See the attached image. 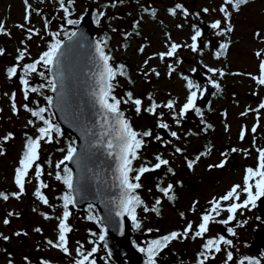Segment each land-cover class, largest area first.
Wrapping results in <instances>:
<instances>
[{
	"label": "rangeland",
	"instance_id": "374dc122",
	"mask_svg": "<svg viewBox=\"0 0 264 264\" xmlns=\"http://www.w3.org/2000/svg\"><path fill=\"white\" fill-rule=\"evenodd\" d=\"M113 2H116V7H111ZM29 3H32L34 7H32L30 22H26L24 0H0V23H3L6 29L5 33H0V49L4 50L3 54H0V152H2L0 154V192L5 193L18 191L14 176L24 150L25 134L33 137L37 135L35 128L28 124V121L34 118L24 109L23 105L28 104L29 107L36 108L37 105L33 101L38 100L40 105L46 103L43 96L36 93H30L29 99L25 100L22 85L18 81V77L23 74L22 71L18 69L17 76L9 78L7 69L17 64L16 57L19 51L25 48H27V55L23 61L19 62L21 65L37 59L43 51L47 50L52 39L50 33L61 31V25L65 23L64 12L60 9L57 0H29ZM176 4L183 5L189 15L184 16L182 10H177V15L172 16L169 12L170 6L173 8ZM223 4L224 0H75L72 6L71 17L76 19L91 5L95 11L104 13L100 17L98 32L104 31L108 25L107 21L110 20V24L113 25L109 28L110 33L113 34L111 39L114 48L113 55L128 58L132 75L137 76L131 92L134 97L143 100L142 111L137 114L133 105L123 103L121 110L131 121L134 129L139 132L151 130L153 137L145 138V146L140 152L141 159L136 163L140 164L148 159L155 160L156 155H161L169 160V166L174 170L173 173H169L167 172L168 166H164L150 172L158 180L163 173H169V181L162 185L163 187L168 184L175 185L178 199L174 203L165 200L163 193L158 191L159 181L157 179L149 182L146 175L141 177L140 183L143 187L138 191L139 195L149 208H152L155 201L160 199L163 211L161 208L162 213L157 215L155 212H145L143 206L137 209L141 228L137 233H135L137 229L132 228V231L140 242H144L150 236L160 234L163 230L183 231L189 222L193 223L195 230L201 215L211 207L209 201L214 197L223 196L235 184L243 185L246 169L257 166V148H264V109H260L258 113L253 111L258 109L261 102H264V86L259 85L253 79L259 76V65L264 61V0H249L238 11L229 6V11L232 13L230 18L232 31L225 35H217L219 30L211 28L212 23L221 20L222 27L228 25L219 11ZM144 7L155 9V18L146 13L141 14L140 10ZM205 8L209 9L207 13L203 11ZM45 15H49L50 22L46 23ZM139 19L143 24V36L130 39L129 46L121 45L120 41L124 37L121 33L130 30L135 21ZM203 22L206 23V28L202 31L203 35L200 38L201 52H193L188 47L182 46L175 57H166L162 61L156 55L167 51L171 42L181 45L190 44V37L195 31L193 26L201 29ZM20 24H23L24 28L17 27ZM177 25H183V27H177ZM28 28H32L34 32L39 30V34H33L31 39H27ZM222 43H227L228 48L226 57L219 59L213 56V51L220 50L219 46ZM139 46L144 49L143 52L139 50ZM258 52L260 56H257ZM183 56L190 57V61L183 60ZM146 60L147 65H145ZM168 65L176 69L171 77L168 76ZM205 65L222 70L224 75L207 72ZM193 68L197 71L192 72ZM152 69L158 71L160 76L157 77ZM183 71L186 76L200 84L201 88L206 86L211 77L220 85L219 89L212 85V93L221 91L224 97L213 96L212 98L211 96V105L208 108L201 106L206 109L202 111L203 116H192V123L182 118L180 124L177 125L172 111L163 107L157 108L155 114L150 113L153 123L148 122L143 113L152 102L149 94L160 105L165 104L169 99L175 100L176 111H179L188 94L185 81L182 79L181 72ZM46 76H50V73L46 72ZM29 80L37 85L45 83L36 74H32ZM113 83L116 85L114 95L118 98H126L125 80L118 76ZM13 93H15L18 112L12 109L11 96ZM43 94L44 96L50 95V90L43 89ZM198 95L201 96L200 93ZM244 112H247V115H241ZM161 113H163L162 116ZM258 116L259 119H257ZM148 117L150 118L149 114ZM52 118L56 122L54 117ZM209 121L213 123L208 133L213 146L206 148L204 144L207 137L198 132L204 130L206 122ZM160 122L169 124V128L161 129V133L158 127ZM254 126L257 129L255 133L251 131ZM189 130H192L191 134ZM242 130L245 131L243 140L240 138ZM172 131L178 133L179 140L170 135ZM9 132L13 133V139L3 141L2 137ZM63 132L64 135L58 138V143L45 144L42 142L41 144L38 163L42 164L45 169L41 179L49 185L48 188L43 189L44 194L50 197L49 204L42 203L39 207L35 205L37 198L34 192L38 181L34 177V168L29 173L25 191L19 199L10 196L7 201H4L0 198V230L11 232L20 229L27 232L31 246L35 247L37 241H42L43 252L47 255H51L52 252L58 253L55 255L58 257L59 264L68 263L69 254L52 247L47 241H54L58 238L59 221L55 217L62 215L63 212L62 200L58 197L66 189L60 181L55 179L57 171L55 164L62 159L64 153L57 149L66 148L69 142H73L72 134L65 130ZM156 135H160L162 140H155ZM164 141H171V143L165 144ZM176 147L181 148L182 152L176 153ZM233 148L236 149L233 153L236 162L232 164L228 161L227 155L233 152ZM202 149L210 150V156L207 159L200 158L194 167L189 169L187 167L188 156ZM49 159L52 161L51 166L47 163ZM208 162L211 163L210 165H219L223 162L224 166L210 168ZM179 180L182 183L185 181V184L179 186ZM245 198L246 195L242 194L241 201ZM262 201L264 203V199ZM194 202L198 203H195L196 210L192 211ZM73 207L70 206L72 215L68 221L73 229L68 233L70 255H76L74 249L78 245L77 241L86 248L89 246L85 238L96 229L95 225H98L95 221L86 219L90 214L88 204L81 208L82 211L78 207ZM181 212L184 213L183 217L180 215ZM9 213L12 215H8ZM44 214L55 215V217L47 220ZM91 214L98 216L95 205ZM227 215V212H222L216 219H226ZM5 219L9 221L8 224H4ZM244 221L247 222L243 223ZM239 224L243 226H238ZM220 225L223 224L210 223L209 231L203 238L193 240L191 239L192 233H190L188 239L181 238L172 241L168 248L157 257V261L170 259L171 264H196L195 260L202 250L203 243L209 237L221 235ZM229 227L236 228V236L228 232L225 235V238L233 240V245L231 247L222 245V251L215 254L214 259L206 261V264H225L228 249L234 252V259L228 264H236L244 256L253 257L254 251L251 249L253 231L256 228L263 229L257 206L238 210L236 220L230 222ZM36 228L42 231L36 232ZM148 229L152 231L148 232ZM170 250L174 252L173 255H170ZM257 260L260 264H264V260L260 257Z\"/></svg>",
	"mask_w": 264,
	"mask_h": 264
},
{
	"label": "snow or ice",
	"instance_id": "6c2138e0",
	"mask_svg": "<svg viewBox=\"0 0 264 264\" xmlns=\"http://www.w3.org/2000/svg\"><path fill=\"white\" fill-rule=\"evenodd\" d=\"M249 0H224L223 6L220 7L219 11L223 14L225 20L228 22L226 27L221 26V20H216L211 24V28L218 29L217 35H225L228 32L232 31L230 24V18L232 13L229 11V6L234 7L237 11L242 5H245ZM25 3V21L30 22L32 6L29 4V0H24ZM60 9L63 10L65 15V25H61V31H56L50 33L52 37L48 48L46 51H43L37 59L31 63H25L21 65L19 62L25 59L27 55V48L20 50L18 56L16 57L17 64L9 67L7 69V75L9 78L17 76L18 69L22 71V75L19 77L20 83L22 85V91L24 99L28 100L30 93H36L43 96L46 103L40 105L39 101H33L37 105L36 108L29 107L28 104H24V109L31 114L34 119H30L28 124L35 128L37 135L35 137L31 135H26V141L24 145V150L22 156L19 160V166L15 169L14 182L18 187V191L5 193L0 192V198L4 201H7L10 196L19 199L20 196L25 191V183L29 179V173L34 168V177L38 181L36 190L34 192L35 197L41 201L43 204L48 205L49 199L44 194L43 189L49 187L47 183L44 182L41 177L44 175V166L38 161L40 160L41 153V144H52L53 142L58 143L59 137L64 135L63 130L60 127V124L54 122L53 113L50 112V109L54 106H57V103L63 104L65 96L63 93L64 88V59L66 47L65 40L61 38V35L67 38L68 42L78 44L82 38V33L80 32L79 25L84 17L78 19L69 18L72 16L71 8L75 3V0H58ZM107 7V5L105 6ZM111 7H116V2L111 4ZM177 10H182L184 16H188V10L183 7L181 4H176L175 7L169 9V12L172 16L177 15ZM39 11V10H37ZM143 11L149 12L148 8H144ZM205 13L209 9H203ZM104 15L103 12H98L95 18V23L98 25L100 23V17ZM150 15L155 18L156 10L151 9ZM197 15H199L197 13ZM47 23V21H46ZM136 25L139 24V21L135 22ZM67 26H73L71 29H68ZM19 28H24L23 24L17 25ZM177 27H183V25H177ZM194 34L191 35V43L187 45H181L175 42H171L167 51L160 52L156 55L163 61L166 57H175L177 55L178 49L182 46H186L191 49L193 52H201L200 47V38L203 35V32L198 27H195ZM6 29L3 23H0V33H5ZM27 32L29 33L27 39H31L33 34H39V30H34L28 28ZM130 35V34H126ZM107 47L106 40H97L94 44V51L96 54V90L94 92L95 102L99 105V115L101 119L100 132H93L91 128L85 129V142L89 148L94 147H104L107 155L114 157L116 162V172L118 175L116 179L119 181L118 187L121 190V196L118 200V211L115 213L116 216L121 219L124 216H128L136 229L141 228V221L137 216V209L143 206L145 212H155L157 215L160 214V209L158 205L161 203L160 199L155 201V205L152 208H149L141 196L138 194L137 190L141 189L143 185L140 183L141 177L146 173H150L156 170L161 169L164 166L167 167V172L173 173V169L169 166L170 162L167 159H164L161 155L155 156V163L151 161H146L142 163L139 167H134V162L141 159V149L145 146V138L153 137L151 130H146L139 132L133 128L131 121L125 116L124 112L121 110V104H131L134 106L135 111L139 114L142 111L143 100L133 96L132 92H127L125 94L126 98H118L114 95L115 84L113 83L118 76H126L125 66L120 64L118 66H113L111 63L112 56L105 51ZM220 50L215 52V57L219 58L224 54V50L228 48L227 43L220 44ZM141 52L144 51L143 48L139 49ZM4 50L0 49V54H3ZM261 54L258 52L257 56ZM148 61H145L147 65ZM207 72L209 73H219L223 76L224 72L216 68L207 67ZM168 76L171 77L173 72L176 71L175 67L168 65ZM197 69L193 68L192 72H196ZM46 72L51 73L50 76H46ZM152 72L159 77L160 73L155 69H152ZM259 76L253 77L259 85L264 86V61L259 65ZM32 74H36L45 83L32 86L30 84L29 77ZM147 75V73H145ZM182 79L186 82L185 87L188 90L185 102L179 108V111H176V101L169 99L165 104L160 105L155 102L152 98V95L149 94V99L152 101L150 107L146 109L149 113H156L157 108L163 107L172 111L173 119L177 125L180 124L181 119L185 117L190 111H195L197 115L203 116V113L199 107H197V100L200 98V95H203L201 85L194 82L188 76H182ZM209 83H211L215 88L219 89L220 85L211 77H209ZM58 86L61 89L58 92ZM47 88L52 93L58 94V101L54 100V97L51 95L44 96L43 89ZM12 100V109L14 112H18L15 103V93L11 96ZM260 109H264V102H261L258 106V109L253 111L259 112ZM161 116L163 113L160 114ZM226 115V113H225ZM241 115H247V112L241 113ZM259 119V116L257 117ZM39 122V126H37ZM202 123L204 121L202 120ZM158 127L161 129H168L169 124L165 122H160ZM212 125L207 124L204 131H207L208 128H211ZM256 126H254L251 131L256 132ZM191 134V133H190ZM170 135L177 140L180 139L177 132L172 131ZM89 137H94V139H89ZM107 138V139H105ZM241 140L245 138V131L242 130ZM13 139V133L9 132L2 137L3 141H9ZM155 140L161 141L162 137L160 135L155 136ZM165 144L171 143V141H164ZM58 151L64 153L62 159H60L55 164L57 169L55 174V179L60 181L65 186V191L62 193L60 200H62L63 212L62 215L55 217L57 219V231L58 238L54 242L48 240L47 243L54 248L60 249L63 253L70 255V250L68 247V233L72 232V227L68 223L70 216L72 215L70 211V206L77 204V199L75 193L77 189V178L73 173L72 168L68 167L66 162H76L79 164L81 159V154L78 153L77 148L75 147L74 142H69L66 148H59ZM236 151V149H233ZM176 153L182 152V149L179 147L175 148ZM258 152V163L255 168L248 167L243 178V185L235 184L229 191L226 192L223 196L219 198H213L209 201L211 207L207 209L201 216L200 222L197 225L196 229H193V223L189 222L183 231H171L166 235H162L158 238L151 239L146 243V246L140 247L139 251L145 253L147 256L146 264H158L157 257L161 252L168 248L169 244L172 241L179 240L181 238L188 239L189 234L192 233L191 239L195 240L197 238H203L206 233L209 231L210 223H219L223 225H228L230 222L236 220L238 210L248 208L251 206L255 208L257 202L264 197V148H257ZM2 154V152H0ZM207 155V152L201 153L200 156ZM200 156H197L194 160H187V167L192 169L194 164L200 159ZM48 165H52L51 159L47 161ZM63 165V167H61ZM223 162L219 165H210L209 167H223ZM51 175V173H49ZM158 191L163 193L169 200L175 201L176 196L174 194V186L168 184L166 187H160L157 185ZM245 194L246 198L241 201V195ZM230 202V203H223ZM194 202L192 211H195ZM94 205L92 203L88 204L89 215L86 217L89 221H95V223L101 225L102 231L99 235L97 233H90L91 236L96 237L89 241L92 244L90 250L85 251L84 245L78 243L77 248V257L74 260V264H97L95 254L99 252L101 244L100 242L106 241L107 227L104 226L103 219L99 218L93 212ZM222 212H227L226 219L217 220L216 218L221 215ZM8 215H12L9 213ZM181 217L184 216V213H180ZM44 218L47 220L53 219L54 217L44 214ZM244 221L243 223H246ZM7 219L4 220V224H8ZM238 226H243L239 224ZM36 232H41L40 228L35 229ZM152 229H148V232H151ZM158 231V230H157ZM227 231L232 235L236 236V228L229 227ZM122 232V226H121ZM20 235V233H16ZM4 239H8L4 237ZM222 245L231 247L233 245L232 239H227L223 235L217 237L208 238L202 245V250L197 254V264H206V261L209 259H214L215 254L222 251ZM104 247L107 248V243H104ZM108 256H111V252L108 253ZM234 256L232 251L226 252L225 264L233 261ZM44 264H49L48 261H45ZM238 264H260V261L251 257H241L238 261Z\"/></svg>",
	"mask_w": 264,
	"mask_h": 264
},
{
	"label": "water",
	"instance_id": "95a60500",
	"mask_svg": "<svg viewBox=\"0 0 264 264\" xmlns=\"http://www.w3.org/2000/svg\"><path fill=\"white\" fill-rule=\"evenodd\" d=\"M93 9V6L88 7L78 17H84L78 26L82 33L80 43H71L66 37L62 38L66 44L65 81L62 90L65 100L63 104L58 102L57 106L52 107L51 112L57 123L73 135L75 147L81 154L79 164L68 162L77 178L76 205L95 204L99 218L103 219L104 226L108 229L105 241L107 251L111 252L117 264H146L147 259L144 254L131 243V219L127 215L122 219L115 215L119 210L118 200L121 196L119 181L116 179L118 173L115 159L107 155L104 147L89 148L85 142V129L91 128L96 133L102 130L99 105L95 102L94 96L97 71L94 44L98 40L96 33L99 24L97 25L93 19ZM205 25V22L201 24L202 31H205ZM211 86L212 84L209 83L206 91L203 92L202 103L209 96ZM60 91L58 86V92ZM50 95L58 101L57 93L50 92ZM148 114L147 112L143 114L147 120L150 119ZM235 160L234 154H230L229 161L233 164ZM257 208L264 219L262 198L258 201ZM263 238L264 234L256 228L255 239ZM262 244L264 246V242Z\"/></svg>",
	"mask_w": 264,
	"mask_h": 264
},
{
	"label": "flooded vegetation",
	"instance_id": "af4514ba",
	"mask_svg": "<svg viewBox=\"0 0 264 264\" xmlns=\"http://www.w3.org/2000/svg\"><path fill=\"white\" fill-rule=\"evenodd\" d=\"M144 8H148V7H144ZM144 8H142L140 10V13L141 14L146 13V14L149 15V12L143 11ZM107 24L108 25H106V29H109V28L113 27V25L110 24V20L107 21ZM142 26H143V24H142ZM121 34L124 35V37L120 41V44L121 45H123L122 42L126 38H129V40H130V39L140 38V37L143 36L142 29H141L140 35L137 36V37L134 36L135 35V31L134 32H130V30H128L127 32L126 31L125 32H122ZM126 34H130V35H126ZM141 46H139V49L141 48ZM190 59H191L190 57L183 56V60H185V61H187V60L190 61ZM191 62H192V60H191ZM181 74H182V76H186V73L184 71L181 72ZM19 77H18V81L20 83ZM30 84L32 86H36L37 85L34 82H30ZM185 84H186V82H185ZM208 84H209V82L202 89H205ZM211 96L213 98L214 93H212V90L210 89V95L206 98V100H205L204 103H202V101H201V98L202 97H200L197 100V107H199L201 109V111H205L206 110V109H203L201 106H203L205 108L206 107L208 108L211 105V102H212ZM149 116H150V119H148V120L146 119V120L148 122H150V123H153L152 122L153 121L152 115H149ZM192 116L194 117V116H200V115H197V113L195 111H190L185 117H183V119H187L188 120V123L189 122L192 123ZM206 124H210V125L213 126V123L211 121L206 122ZM205 127H206V125L204 126V129H205ZM209 129L210 128H208L207 131H204L203 129L199 131V132L203 131L204 132V136L207 135L206 136L207 137L206 143L204 144V146L206 148H210V147L213 146L212 145V142L210 140V136L208 134L209 133ZM159 131L161 133V128H159ZM199 132H198V134H200ZM190 133H192V130H189V134ZM200 135H203V134H200ZM233 149H235V148H233ZM204 152H207V155L200 156V154L201 153H204ZM209 153L211 154V151L210 150H208V149H202V150L196 151V152L192 153L191 155H189L188 156V160H194V158H196L197 156H200V158L203 157L204 159H207L210 156ZM232 153H234V151ZM229 155L230 154L227 155L228 161H229ZM147 161H151L152 163H155V160H152V159H148ZM144 162H146V161H143L140 164H137L136 161H135L134 162V167H139ZM208 163H209V165L211 164L210 162H208ZM145 175H146V179L149 182L153 181L154 179H157V177L154 176L151 173H146ZM158 181H159L158 185L160 187H163L162 184H164L165 182L169 181V173H163ZM178 183H179V186H181V185H184L185 184V181H184V183H182V181L179 180ZM173 186H174L173 191H174V194L176 196L175 201L169 200L164 195H163V197H164L165 200H168L169 202H173L174 203L178 199V194H177V190H176L175 185H173ZM139 190L140 189H138L137 192ZM138 194H139V192H138ZM48 199H50V197H48ZM262 199H264V197H262ZM41 204H42V202L39 201L38 199H36L35 205L37 207H39ZM87 204H89V203H86L83 206L74 205L73 208L78 207V208H80L79 210L82 211L83 209H81V208H84ZM158 207L160 209V213H162V211H163V205L160 203L158 205ZM161 208H162V211H161ZM3 211H5L4 208H3ZM52 217H55V215H52ZM259 217H260L261 226H263V229H261V228H258V229H260L261 230V233L264 234V219L261 217L260 214H259ZM95 227H96V229L93 230L92 232H95V233H97V235H99L101 233V231H102V227L99 224L98 225H95ZM132 228L136 229L134 227V225H133V222L131 221V234H130V239H131V243L136 248L144 247V246H146V243L149 240L158 238V237H160L162 235H166V234L170 233L171 231H173L171 229H169V230H163V231H161L160 234L150 236L149 238H147L146 240H144V242H140L137 239V236L135 234H133ZM227 229H228V225H220V234L223 235V236L227 235L229 233L227 231ZM255 230L253 231V240L251 241V249L254 251V255H253L252 258L258 259L260 257L261 259L264 260V246L262 244L264 242V238L263 239H255ZM137 232H138V229L136 230L135 233H137ZM16 233H20V235H16ZM4 237H7L8 239H4ZM215 237H217V235ZM95 238L96 237H93V236L91 237V235H88L85 238V240L87 242H89L90 240L95 239ZM209 238H211V237H209ZM54 241L56 242L57 239H55ZM69 241H70V238H69ZM72 241H74V240H72ZM100 244H101L100 250H99L98 253L95 254V258L97 260V264H117V262L115 261V259L112 256H110V257L108 256V251H107V248L104 247V242H100ZM252 245H254V248H252ZM78 246L79 245H76L75 246V249H74V251L76 252V255H77V251L76 250H77ZM91 247H92V244L89 243V246L87 248L84 247V250L85 251H88V250L91 249ZM228 250H230V249H228ZM169 253H170V255H173L174 254V252L172 250H170ZM55 254H58V253L52 252L51 255H47L46 253H44L43 250H42V241H37L35 247L31 246V242L29 240V235L25 231H22L20 229H15V230H12L11 232H4V231L0 230V264H44L45 261H48L49 264H59L58 263L59 260L57 259L58 257H56L57 255H55ZM143 254L145 255V257L147 259L146 254L145 253H143ZM76 255L75 254L69 255V260H68L69 262L68 263H60V264H74V260L76 258H78ZM233 255H234V252H233ZM247 257H250V256H247ZM171 262L172 261L170 259H166L164 261L162 260V262H158V264H171ZM195 262L197 264V258H196ZM236 264H238V262Z\"/></svg>",
	"mask_w": 264,
	"mask_h": 264
},
{
	"label": "trees",
	"instance_id": "16d2710c",
	"mask_svg": "<svg viewBox=\"0 0 264 264\" xmlns=\"http://www.w3.org/2000/svg\"><path fill=\"white\" fill-rule=\"evenodd\" d=\"M65 2L67 4V0H65ZM29 4H31V6L34 7L32 3H29ZM170 8H172V6H170ZM148 9H149V15H150L151 8H148ZM97 14H98L97 10L93 12L94 20H95ZM69 18L76 19L74 17H69ZM45 19H46L47 22L51 21V19L49 18V15H45ZM137 21H139V24L136 25V23H134L133 27L130 29V32H134L135 31V35L134 36H136V37L140 35L141 29H142V20L139 19ZM62 25H65V23L62 24ZM66 27L68 29H71L73 26H67L66 25ZM108 30L109 29H105L104 31L99 32L97 37H98L99 40H106L107 47H106L105 51L108 52L112 56L113 59H112L111 62L113 64V66H118L120 64H123L125 66V71H126L127 75L126 76H119V77H122L125 80V91L126 92H129V91L131 92V88L133 87V85L137 81V76H133L132 75V69H131V65H130V62H129L128 58L123 57V56L114 57V55H113L114 48H113L112 43H111V39H112L113 34L110 33V30L109 31ZM61 36L64 37L63 35H61ZM122 44H123V46H129L130 45L129 38H126L122 42ZM215 52L216 51H213V56H215L214 55ZM225 57H226V50H224V54L221 55L219 57V59H222V58H225ZM214 96L224 97V93L221 92V91H217V92L214 93ZM199 133L204 135L203 131H201Z\"/></svg>",
	"mask_w": 264,
	"mask_h": 264
},
{
	"label": "bare ground",
	"instance_id": "6f19581e",
	"mask_svg": "<svg viewBox=\"0 0 264 264\" xmlns=\"http://www.w3.org/2000/svg\"><path fill=\"white\" fill-rule=\"evenodd\" d=\"M256 242V241H255Z\"/></svg>",
	"mask_w": 264,
	"mask_h": 264
}]
</instances>
